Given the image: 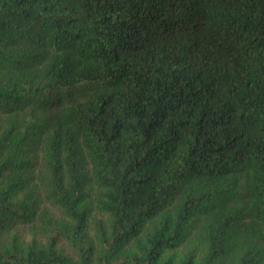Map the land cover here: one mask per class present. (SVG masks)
I'll return each instance as SVG.
<instances>
[{
  "label": "trees",
  "instance_id": "1",
  "mask_svg": "<svg viewBox=\"0 0 264 264\" xmlns=\"http://www.w3.org/2000/svg\"><path fill=\"white\" fill-rule=\"evenodd\" d=\"M0 264H264V0H0Z\"/></svg>",
  "mask_w": 264,
  "mask_h": 264
}]
</instances>
